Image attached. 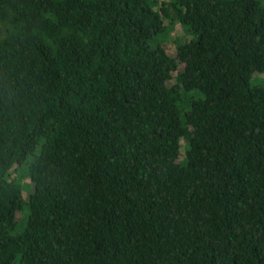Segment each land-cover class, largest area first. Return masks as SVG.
Masks as SVG:
<instances>
[{"label": "trees", "instance_id": "16d2710c", "mask_svg": "<svg viewBox=\"0 0 264 264\" xmlns=\"http://www.w3.org/2000/svg\"><path fill=\"white\" fill-rule=\"evenodd\" d=\"M258 73L264 0H0V264H264Z\"/></svg>", "mask_w": 264, "mask_h": 264}, {"label": "rangeland", "instance_id": "374dc122", "mask_svg": "<svg viewBox=\"0 0 264 264\" xmlns=\"http://www.w3.org/2000/svg\"><path fill=\"white\" fill-rule=\"evenodd\" d=\"M171 12V11H170ZM164 25L166 26V39L164 41L166 51L171 55L175 56V39L177 37L183 36V30L179 23L175 22L174 25H170L168 20H164ZM179 69L183 68V64H179ZM255 77L257 79L264 78V74H256ZM183 143V142H182ZM21 184L23 186V197L27 199L30 191H31V182L27 175H24L21 178ZM17 218L20 217V213L16 215Z\"/></svg>", "mask_w": 264, "mask_h": 264}]
</instances>
